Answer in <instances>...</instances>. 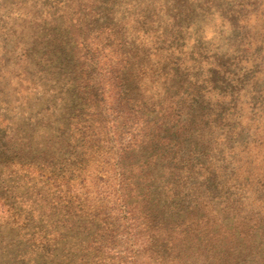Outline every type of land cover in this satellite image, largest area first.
Wrapping results in <instances>:
<instances>
[{
  "label": "rangeland",
  "instance_id": "obj_1",
  "mask_svg": "<svg viewBox=\"0 0 264 264\" xmlns=\"http://www.w3.org/2000/svg\"><path fill=\"white\" fill-rule=\"evenodd\" d=\"M1 259L264 264V0H0Z\"/></svg>",
  "mask_w": 264,
  "mask_h": 264
},
{
  "label": "trees",
  "instance_id": "obj_2",
  "mask_svg": "<svg viewBox=\"0 0 264 264\" xmlns=\"http://www.w3.org/2000/svg\"><path fill=\"white\" fill-rule=\"evenodd\" d=\"M62 147L63 146H60L59 148H56L55 146H53L52 144H51V147H50V151L51 152H61L62 151ZM141 184H144V181L141 183ZM21 204V203H20ZM38 213H40V210H38V212H37V214ZM41 218H44L46 221L49 219L48 218V216H47V214H45V213H43V214H41ZM37 219H38V216H37ZM31 221V220H30ZM46 221H44L45 223H46ZM39 222V221H38ZM61 221H58V223L56 224V226H55V228H59V229H62V230H64V232H61L62 233V235H64L65 236V240H64V242H62V245H65V243H67V241H69L70 242V244H71V246L72 247H76V246H78V247H80V246H83L82 245V243H85V240H82V239H80L79 238V240H78V238L77 237H75V236H73V237H70V234H71V232H77L78 230L80 231V229H78V227L77 228H75V227H72V225H64L63 223H60ZM39 224H40V222H39ZM36 224H34V226H35ZM79 226V225H78ZM37 227V226H36ZM54 228V231L56 232L57 230ZM69 230V233L67 232ZM73 230H76V231H73ZM10 259H1L0 260V264H2L3 262H5V261H9Z\"/></svg>",
  "mask_w": 264,
  "mask_h": 264
}]
</instances>
